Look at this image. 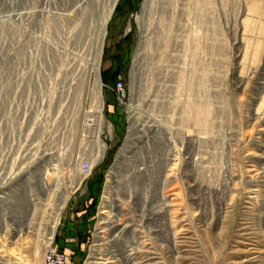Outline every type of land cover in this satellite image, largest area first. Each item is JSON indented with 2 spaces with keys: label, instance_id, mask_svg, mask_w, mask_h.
I'll return each instance as SVG.
<instances>
[{
  "label": "rangeland",
  "instance_id": "1",
  "mask_svg": "<svg viewBox=\"0 0 264 264\" xmlns=\"http://www.w3.org/2000/svg\"><path fill=\"white\" fill-rule=\"evenodd\" d=\"M108 4L0 0V264H264V0Z\"/></svg>",
  "mask_w": 264,
  "mask_h": 264
},
{
  "label": "built area",
  "instance_id": "2",
  "mask_svg": "<svg viewBox=\"0 0 264 264\" xmlns=\"http://www.w3.org/2000/svg\"><path fill=\"white\" fill-rule=\"evenodd\" d=\"M22 16V14H19ZM124 83L122 81L117 83V92L120 94L124 93ZM0 99V118L3 122L4 128H17L20 124L21 119V111H20V103L18 100V90L16 86V81L12 80L10 82H6L2 89ZM14 104V107H13ZM0 148H2V142L0 143ZM94 164L91 159L83 160L79 165V178L76 176H72V180L70 183L74 181V189H80L81 185L85 180L90 178L94 171ZM78 183V185L76 184ZM45 259L47 264H65L66 263V255L64 253L58 252L53 248V243L47 246L45 250Z\"/></svg>",
  "mask_w": 264,
  "mask_h": 264
},
{
  "label": "bare ground",
  "instance_id": "3",
  "mask_svg": "<svg viewBox=\"0 0 264 264\" xmlns=\"http://www.w3.org/2000/svg\"><path fill=\"white\" fill-rule=\"evenodd\" d=\"M90 0H85V3L88 2ZM95 1V0H94ZM95 3V2H94ZM118 3V0H110V5L108 8H106V12H104L102 14V17L101 20L98 22V29L100 31V34H101V38L104 39L106 37V34H107V25L109 24L111 18H112V15H113V12L115 10V7ZM93 4V3H92ZM264 8V7H263ZM252 10L253 11H256L258 10V7L256 5L252 6ZM248 14V13H247ZM263 16V15H262ZM246 24V23H245ZM104 45V44H103ZM103 45L100 46V49H99V52H98V57H97V62L93 68L94 70V74H95V81H96V91H97V103H98V106H97V110L96 112L93 114H90L89 116H91L90 121V127H94L95 125H99L98 124V121L100 122L101 120V116H102V112H103V97H102V89H103V83L101 81V77H100V60H101V56H102V52H103ZM244 56H245V53H244ZM247 60V59H246ZM245 60V62H246ZM243 62V61H242ZM16 63V62H15ZM245 65V64H244ZM16 69V68H15ZM10 77V76H9ZM32 79V78H31ZM1 83V82H0ZM16 86H17V83H16ZM2 96V95H1ZM21 97V96H20ZM22 99V98H21ZM264 106V99L262 101V103L260 104L259 108H262L261 106ZM258 108V109H259ZM257 114V113H256ZM22 118V117H21ZM97 120V121H96ZM257 120V119H256ZM261 120V119H260ZM32 121V120H31ZM31 126V125H30ZM138 126V125H137ZM26 127V126H25ZM99 128V127H98ZM10 130V129H9ZM99 132V131H98ZM25 133V132H24ZM1 134V133H0ZM188 134V133H187ZM96 135H97V132H96ZM98 137V135H97ZM97 137H95V139H97ZM23 139V138H22ZM20 140V139H19ZM95 141V140H94ZM10 144V143H9ZM130 147H127V143H126V146L125 148H123L122 152L119 154L118 156V161H121L124 157H125V154H127L129 151H130ZM29 151V150H28ZM31 154V153H30ZM3 159V158H2ZM167 162V161H165ZM170 163V162H169ZM1 165V164H0ZM118 165V164H117ZM168 165V164H166ZM170 167V166H169ZM167 169V168H165ZM181 169V167H180ZM13 170V169H12ZM254 172L256 170H253ZM165 172V171H164ZM167 173V172H166ZM165 173V174H166ZM48 174L46 173L44 175V177L42 178V182L45 183V185L49 186L51 185L50 181L48 180ZM166 179V178H165ZM165 181V180H164ZM167 182V181H166ZM78 185V183H76ZM52 186V185H51ZM179 196V195H178ZM177 197V196H176ZM174 198V197H173ZM66 200H68L66 198ZM64 204V203H63ZM168 204V203H166ZM169 205V204H168ZM109 212V211H108ZM104 213H107L106 211L103 212ZM53 227H52V233H51V237H50V241L53 240V237H54V233H55V229L57 227V222L53 223ZM101 225V224H100ZM100 233V232H99ZM100 237V236H99ZM104 237V236H103ZM99 238L98 240H96V245L94 246V250L92 252V255H91V262H89L90 264H103V262H109L110 258H107L106 255L104 253H102L100 251V245H99ZM49 245V244H48ZM104 251V250H102ZM105 252V251H104ZM130 253H132V250L130 251ZM111 257V256H110ZM7 261V260H6ZM10 261V260H9ZM10 263V262H9ZM106 264V263H105Z\"/></svg>",
  "mask_w": 264,
  "mask_h": 264
}]
</instances>
